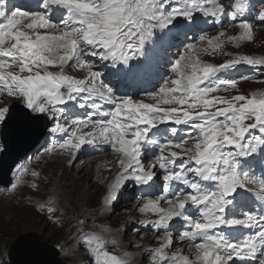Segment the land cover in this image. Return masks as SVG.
I'll return each mask as SVG.
<instances>
[{
  "label": "snow or ice",
  "instance_id": "obj_1",
  "mask_svg": "<svg viewBox=\"0 0 264 264\" xmlns=\"http://www.w3.org/2000/svg\"><path fill=\"white\" fill-rule=\"evenodd\" d=\"M37 5L9 7L0 0V97L19 102L18 132L29 133L33 118L43 115L52 121L48 132L61 134L44 153L58 148L74 160L84 146L106 145L120 157L106 201L129 181L137 188L159 186L155 195L141 197L146 202L139 209L155 219L133 228L158 233L147 264H264V92L218 94L238 91L241 81L264 82V57L224 50L225 44L239 48L253 41L255 28L264 27V0L258 9L252 0ZM209 23L239 33L220 30L210 37L203 27ZM216 53L233 58L219 65L200 60ZM239 66L259 75H219ZM69 68L84 77L67 75ZM11 112L0 107V128L12 120ZM6 150L0 143V153ZM28 174L38 190L39 173L20 165L3 191L15 193ZM56 203L53 191L36 211L58 223ZM174 222L182 227L176 230ZM77 223L73 240L90 264H128L129 253L116 238L89 230L87 220ZM186 248L193 251L186 254Z\"/></svg>",
  "mask_w": 264,
  "mask_h": 264
},
{
  "label": "rangeland",
  "instance_id": "obj_2",
  "mask_svg": "<svg viewBox=\"0 0 264 264\" xmlns=\"http://www.w3.org/2000/svg\"><path fill=\"white\" fill-rule=\"evenodd\" d=\"M60 186L62 187V189L61 187H58L57 185L43 184L42 190L40 192H32L29 190H24L21 194L12 198L13 205H12L11 215H9L10 218L11 217L13 219L23 218L22 221L27 222L28 225L18 226L14 220H11L10 225L5 226L4 223L8 216H6L5 219L4 218L0 219V258L3 259L2 264H11V260L9 258L10 249L14 241L20 235L28 234V233H36L40 237V240H39L40 244L46 243L47 245H53V246L58 245V244H63L67 241L69 237V229L67 227L61 228V227L50 225L48 221L46 220V218L38 215L35 209L32 206H29V202H30L29 198L30 197L43 198L46 195H50L54 191L62 207H64L68 211H74V213L79 215L80 210H83L84 206L92 205V202L95 196H92V193H91L90 197H87L86 199H84V201H88V202H86L84 205H81L83 200H79L78 198L73 196L74 194L72 193L70 189H67L65 187V184L64 185L60 184ZM55 189H57V192L55 191ZM84 189H87V185H85ZM64 192L65 194L63 195ZM68 196H69V199H68ZM21 199H24V200L22 201ZM9 205L11 204H5L3 202H0V209L3 208L5 210L6 207ZM68 215H71V212L68 213ZM29 222H31L33 226L30 227ZM61 258L63 261L66 260L63 255L61 256ZM70 261H71L70 258H68V261H66L65 263L70 262Z\"/></svg>",
  "mask_w": 264,
  "mask_h": 264
},
{
  "label": "water",
  "instance_id": "obj_3",
  "mask_svg": "<svg viewBox=\"0 0 264 264\" xmlns=\"http://www.w3.org/2000/svg\"><path fill=\"white\" fill-rule=\"evenodd\" d=\"M11 116L12 120L9 121L6 127V132L3 134L4 140L11 134L12 137L18 141L20 146H27L30 142H34L33 144L31 143V145H34L35 147V144L39 142V139L42 136L41 131L43 133L47 128V123L41 122L39 119H34V123L31 124V128L42 124V128L39 130V133H34L33 130H31L29 133L21 135L18 132V126L20 124L18 121V119H20L19 112L14 110ZM12 148L14 149V146H12ZM28 151L29 150H26L24 153L19 155V157L15 158V160L9 165L8 170L11 171L16 163L21 160L28 153ZM8 154L9 150H7L4 154V159L8 156ZM35 237L24 236L18 239L10 252L11 264H60L54 248L47 247L45 244H38V237Z\"/></svg>",
  "mask_w": 264,
  "mask_h": 264
},
{
  "label": "bare ground",
  "instance_id": "obj_4",
  "mask_svg": "<svg viewBox=\"0 0 264 264\" xmlns=\"http://www.w3.org/2000/svg\"><path fill=\"white\" fill-rule=\"evenodd\" d=\"M37 2V1H36ZM47 167L49 169H54L55 171L61 169L64 167L63 164L60 163V161L55 160L54 162L50 163L47 165ZM88 167L87 164L83 165L82 167L75 169L73 168L71 171H67L63 174V176L60 178L61 181H64L65 187L67 189H70L72 191V193L74 194L73 196H75L76 198H78L79 200H83L86 199L87 197H90V194L92 193H99L98 189H96L95 187H91V185L95 184L92 182V177H94V172L93 170L90 168L88 171H85V169ZM89 183V188L87 187V189H84L85 185ZM70 191V192H71ZM60 192V191H59ZM62 193V192H61ZM60 193V194H61ZM65 194V192L63 193V195ZM73 198V197H72ZM69 199V196H68ZM66 200V199H65ZM77 201V200H76ZM71 202V201H70ZM78 202V201H77ZM83 207V206H82ZM85 207V206H84ZM11 211H12V205H9L6 207V209L4 210L3 208L0 209V219L4 218L6 216H8L5 220L4 225H10V221L14 220L16 222V224L18 226H27L28 223L27 222H23L22 219H13L12 217L10 218L9 215H11ZM81 211V210H80ZM13 213V212H12ZM15 217V216H14ZM16 218V217H15ZM30 221V220H29ZM17 226V227H18ZM29 226H33V224L31 222H29ZM35 226V225H34ZM11 227V226H10ZM39 228V227H38ZM37 228V229H38ZM13 229V228H12ZM31 229V228H30ZM43 229V228H42ZM14 230V229H13ZM51 230V229H50ZM49 230V231H50ZM34 231V230H33ZM51 232V231H50ZM52 234V233H51Z\"/></svg>",
  "mask_w": 264,
  "mask_h": 264
}]
</instances>
